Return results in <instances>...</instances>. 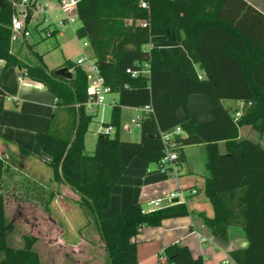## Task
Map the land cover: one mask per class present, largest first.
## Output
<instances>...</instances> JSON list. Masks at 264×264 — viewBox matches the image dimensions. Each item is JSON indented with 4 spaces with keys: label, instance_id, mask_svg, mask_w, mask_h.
I'll list each match as a JSON object with an SVG mask.
<instances>
[{
    "label": "trees",
    "instance_id": "obj_1",
    "mask_svg": "<svg viewBox=\"0 0 264 264\" xmlns=\"http://www.w3.org/2000/svg\"><path fill=\"white\" fill-rule=\"evenodd\" d=\"M0 59L6 67L18 66L25 75L43 84L56 97L51 129L38 132L35 139L49 155L47 162L56 183H65L78 196V204L94 217L107 257V264H139L134 237L145 226H159L163 220L188 215L186 203L163 205L145 210L134 203L111 218H103L111 191L126 170L119 149H133L149 163H159L166 154L164 137L179 127L173 137L177 167L185 162L183 147L204 144L206 167L204 193L213 215L203 212L206 225L218 239L228 241V227H243L249 244L230 251L236 264H264V147L258 141L239 138L244 125L264 132V12L248 0H79L78 39L93 50L94 60L105 85L118 98L103 128L114 133H97L94 149L88 153L85 136L94 115L84 103L88 97L85 70L66 59L74 69L72 79L55 74L40 54L37 64H29L11 52L13 6L0 0ZM20 1V0H16ZM161 29L167 43L177 47L174 55H163L151 39ZM54 34V30L51 35ZM145 65L147 67L145 68ZM147 69L133 76L132 71ZM198 69L202 71V75ZM14 89L0 86V94L13 95ZM209 99L213 117L195 122L188 110L191 94ZM225 99L245 102L240 117L237 108L226 107ZM139 119L140 140L120 138L123 107L143 108ZM184 110L186 120L177 115ZM67 114L58 127V112ZM169 140V139H168ZM223 143L224 149H221ZM22 153L28 154L24 149ZM38 188L35 197L45 210L56 192ZM191 190V189H187ZM87 223L84 225L86 226ZM15 220L5 213V196L0 192V264H41L33 249L35 237L25 235L24 246L12 243ZM163 256L169 264H205L186 245L171 243Z\"/></svg>",
    "mask_w": 264,
    "mask_h": 264
},
{
    "label": "crops",
    "instance_id": "obj_2",
    "mask_svg": "<svg viewBox=\"0 0 264 264\" xmlns=\"http://www.w3.org/2000/svg\"><path fill=\"white\" fill-rule=\"evenodd\" d=\"M52 1L54 0L47 2L48 7L45 8L44 13L34 15L29 22L35 16L45 14L57 6V2L54 5ZM248 1L264 12L263 7ZM42 3L45 4L39 2L37 7L43 5ZM58 32L59 30L55 27L52 36ZM156 32L160 34V41L159 43L155 42L153 36L152 43L158 46L161 54L174 55L177 49L176 45L167 43L163 32L159 29ZM59 35L61 36L62 32H59ZM31 36L32 34L22 43H11V52L29 64L38 63V59L35 57V53H38L51 70H57L64 66L65 60L68 59L66 57L56 66L48 65L46 57L49 55L47 53L51 49V44L42 45L43 42H40L43 38L42 34L30 41ZM88 56L94 57L93 55ZM198 71L202 75V71L200 69ZM0 86L16 91L13 94L14 97L0 94V192H3L5 196L6 218L8 219L9 184H14L16 182L14 178L18 176L27 184L31 182L34 186L36 184L42 186L45 191H55L56 194L50 204L51 208L54 207V202L57 200H63L65 205L62 208H64L66 206L65 198H71L65 194V191L68 190L72 193V189L65 183H56L53 180L51 169L47 165L50 157L41 150L35 139L38 132H47L51 129V116L56 108L55 95L43 84L29 79L20 67H6L3 59H0ZM223 103L230 108H238L239 105V101L233 99H225ZM124 110H131L133 113L126 116ZM188 110L191 118L198 123L213 117L211 104L204 94H191ZM144 111L142 108H122L121 124L123 126L121 127L120 138L123 141L140 140V128L134 125V121ZM177 115L182 122L186 120L184 110L179 109ZM109 118L106 120L104 115L101 116L100 125L94 132L95 139L97 133L103 128V122H107ZM57 120L58 127H61L67 120V114L60 110ZM252 130L254 129L249 125L241 126L239 138L249 137L247 135H251ZM256 141L264 147V132H260V140ZM20 149H24L28 154L22 153ZM221 149H224L223 143H221ZM183 151L185 162L181 167H176V175H173L168 171L163 172L159 163H149L139 159L133 149L122 145L119 153L126 165V170L111 191L109 206L102 210L101 216L111 218L134 203H140L145 210H149V202L158 198L163 199V205L174 204L171 203V200L175 198L172 196L178 191L195 189V194L188 193L177 202L187 204L191 211L188 215L165 219L159 226H145L134 237V241L137 243L138 263L169 264L162 254L164 247L171 243H180L186 245L194 257L202 256L205 264H222L224 260H229V264H234L229 254L232 250L244 249L248 246L249 241L245 231L240 225L229 226L228 241L226 242L213 235L204 218L198 214L203 212L207 216L213 215V208L204 193L205 176L209 174L206 167V147L204 144L187 145L183 147ZM167 168L170 169L171 166L167 165ZM13 195L16 199L20 198L18 194ZM75 199L79 200V196L76 195ZM17 217H20L19 214L15 219ZM92 224L97 230L93 215ZM88 225L84 226L83 230L87 229ZM36 241L33 245L34 250H36ZM12 243L16 247L24 246V241L21 242L20 246L14 244V232ZM71 262L75 264H102L103 261L101 262L98 257L91 256L72 258L69 263ZM105 264H107V257Z\"/></svg>",
    "mask_w": 264,
    "mask_h": 264
},
{
    "label": "rangeland",
    "instance_id": "obj_3",
    "mask_svg": "<svg viewBox=\"0 0 264 264\" xmlns=\"http://www.w3.org/2000/svg\"><path fill=\"white\" fill-rule=\"evenodd\" d=\"M264 8V0H250ZM53 4L56 5V1ZM64 15L58 6L49 10L45 14H39L29 22V30L32 34L30 41L37 38L39 34L43 35L40 42L44 45H50L51 49L46 59L50 66H56L64 61L65 57L73 62L85 55H93L90 45L84 46L83 41L76 37L74 29L67 23L62 22ZM55 27L62 32L55 36L46 37V30H54ZM159 31H162L159 29ZM154 41L159 43L160 34L154 35ZM41 47V46H40ZM39 47V48H40ZM108 99L118 98L116 93L108 94ZM111 106L107 105L104 110L99 108L97 115H94L93 121L89 126V131L85 136V145L88 153L94 149L95 129L100 125L101 116L108 119L111 112ZM126 116L133 113L131 110H124ZM123 125L121 124V127ZM251 135H247L251 140H260V132L252 130ZM246 136V135H245ZM14 184H9V195L7 213L8 220H15L14 244L21 245L24 236L36 238V250L39 253L42 264H75L69 263L76 257H98L102 264H105L106 253L102 246L98 230L92 224V214L90 211L78 204L75 196L78 195L72 190L70 193L65 191L69 197L65 198L66 206L63 200L55 201L53 208L47 211L44 208L41 199L35 197L38 188L31 182H23L20 176L14 178ZM13 194L20 195L16 199ZM75 195V196H74ZM22 205V206H21ZM52 209V210H51ZM17 217L15 219L16 216ZM88 225L84 229V224ZM68 262V263H66ZM90 264V263H88Z\"/></svg>",
    "mask_w": 264,
    "mask_h": 264
},
{
    "label": "built area",
    "instance_id": "obj_4",
    "mask_svg": "<svg viewBox=\"0 0 264 264\" xmlns=\"http://www.w3.org/2000/svg\"><path fill=\"white\" fill-rule=\"evenodd\" d=\"M13 6V14L11 16V43L19 42L22 43L25 41L27 37L31 35L29 30V20L31 17L38 13H44L46 10L45 8L48 7L49 0H8ZM79 0H56L57 6L61 10L64 15V19L62 22L69 24L74 31L78 28V21H77V3ZM39 2H44L45 4L38 6ZM142 7H146V3L141 0L140 2ZM53 31V30H52ZM51 30H46V36H51ZM84 46H88L87 41H83ZM77 65H80L85 72L87 73L88 77V97L84 106L88 113L93 115H97L99 112V108L102 107L103 110L107 105L111 107L115 105L116 101L114 99H108V94H111V89L109 86L105 85L103 78L100 76L98 66L94 60V57H90L85 55L84 57H80L77 62ZM147 65H145V68ZM72 74H74V69L69 68ZM148 70H136L132 71V75H138L139 73H147ZM10 97H14L13 95H8ZM245 102L239 101V105L237 111L235 112V117L238 118L242 114V110L245 107ZM145 111L150 110V106L146 105L142 108ZM140 116L134 121V125L136 127H140L139 122ZM102 130L106 131L109 134L114 133V128L107 127L102 128ZM182 134V131L179 127H176L171 134L166 135L164 137V143L166 145V154L163 158L160 159L159 164L161 166L162 171L170 172L173 175H176V165L174 164V160L177 158V152L173 149L175 146L173 137L175 135ZM169 139V140H168ZM167 165H170L171 168L168 169ZM188 193L195 194L196 190L191 189L188 191L180 190L172 197L184 198ZM163 199L158 198L154 199L149 202L150 208L149 210L156 209L160 206H163ZM232 262H234L232 260ZM222 264H229V260H224ZM234 264H236L234 262Z\"/></svg>",
    "mask_w": 264,
    "mask_h": 264
},
{
    "label": "water",
    "instance_id": "obj_5",
    "mask_svg": "<svg viewBox=\"0 0 264 264\" xmlns=\"http://www.w3.org/2000/svg\"><path fill=\"white\" fill-rule=\"evenodd\" d=\"M0 3L3 4L4 2L0 1ZM55 74L58 76H61L63 78L69 79V80L72 79V77H73L71 71L69 70V67H67V66H63V67L55 70ZM178 201H179V198L175 197L171 200V203H177Z\"/></svg>",
    "mask_w": 264,
    "mask_h": 264
}]
</instances>
